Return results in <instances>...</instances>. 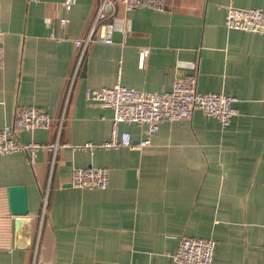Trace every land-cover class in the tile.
I'll return each mask as SVG.
<instances>
[{
  "label": "crops",
  "instance_id": "obj_1",
  "mask_svg": "<svg viewBox=\"0 0 264 264\" xmlns=\"http://www.w3.org/2000/svg\"><path fill=\"white\" fill-rule=\"evenodd\" d=\"M64 2L0 0V128L35 106L53 127L17 130L18 139L59 145L37 150L34 162L25 150L0 154V264H178L185 234L216 240L213 264H264V38L225 26L227 7L264 9V0H167L164 10L128 11L117 0L76 75V40L89 34L100 1L75 0L70 10ZM192 75L202 92L237 97L228 126L196 109L161 122L143 150L79 147L112 133L113 110L89 99L88 87L162 92ZM120 129L134 142L145 137L137 123ZM89 165L111 169L107 188L72 185L74 168ZM13 185L26 189L30 249L16 246Z\"/></svg>",
  "mask_w": 264,
  "mask_h": 264
},
{
  "label": "built area",
  "instance_id": "obj_2",
  "mask_svg": "<svg viewBox=\"0 0 264 264\" xmlns=\"http://www.w3.org/2000/svg\"><path fill=\"white\" fill-rule=\"evenodd\" d=\"M97 11L93 20L92 28L84 39H77L76 45L79 52L76 60L75 75L82 63L87 45L93 37L95 27L107 7L116 9L117 0H99ZM126 11L139 6H149L154 9L164 10L167 8V0H121ZM75 0H65V9L70 10ZM68 17H63L62 22H67ZM225 26L228 29H241L257 31L264 38V9L259 7L242 8L227 7ZM102 40L112 42V38ZM149 49L142 50L141 63ZM4 62V47L0 44V64ZM74 75V76H75ZM74 77L72 78V81ZM72 83L66 96L64 110L68 105ZM86 95L89 99L99 102L113 110L112 133L109 140L96 145L85 143L80 148L95 149L103 147L113 149L128 147L130 149L143 150L151 145L152 137L158 132L163 121H176L190 118L196 109H202L207 114L216 117L221 124L228 126L233 117L238 113L235 102L236 96L224 92H202L197 88V79L192 76H180L176 79L172 89L162 92L142 91L134 87L126 86L120 82L113 86L88 87ZM63 116L60 119L58 137ZM122 122H131L145 127V137L134 142L131 133L121 131ZM54 118L45 110L35 106L20 107L16 118L11 125L0 128V154L12 153L25 150L30 160L35 161L37 150L44 147H53L58 151V142L46 145L36 141L21 142L17 137V130H33L38 127L51 128ZM111 169L104 166L89 165L74 168L71 183L77 187H89L105 189L110 182ZM46 200V199H45ZM46 204V201H45ZM1 226V217H0ZM216 240L205 237L182 235L179 239L174 259L178 264H213L215 256ZM33 264H54L53 260L34 261Z\"/></svg>",
  "mask_w": 264,
  "mask_h": 264
},
{
  "label": "water",
  "instance_id": "obj_3",
  "mask_svg": "<svg viewBox=\"0 0 264 264\" xmlns=\"http://www.w3.org/2000/svg\"><path fill=\"white\" fill-rule=\"evenodd\" d=\"M109 9V8H108ZM9 213L15 216L16 246L23 249L32 247V223L24 186H9Z\"/></svg>",
  "mask_w": 264,
  "mask_h": 264
}]
</instances>
